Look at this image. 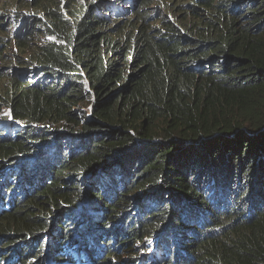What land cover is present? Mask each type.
<instances>
[{
    "label": "trees",
    "instance_id": "obj_1",
    "mask_svg": "<svg viewBox=\"0 0 264 264\" xmlns=\"http://www.w3.org/2000/svg\"><path fill=\"white\" fill-rule=\"evenodd\" d=\"M61 4L1 27L0 264H264V0Z\"/></svg>",
    "mask_w": 264,
    "mask_h": 264
},
{
    "label": "rangeland",
    "instance_id": "obj_2",
    "mask_svg": "<svg viewBox=\"0 0 264 264\" xmlns=\"http://www.w3.org/2000/svg\"><path fill=\"white\" fill-rule=\"evenodd\" d=\"M61 3L64 5L62 6L61 4V7L67 8V3H69V0H61ZM64 10L66 9H63V11ZM19 11H23V13H25L26 11H35V10L31 8L30 0H0V23L4 22L5 24L4 26L0 24V36H4L7 32L8 36L11 37L12 31L16 27L13 21L15 19L16 21H23V20H19V16H18ZM1 27H4L6 32L2 31ZM12 48H13L12 54L5 52L7 54L5 58H10V59L0 62V95L5 94V91L9 90L8 87H4L5 86L4 80L6 78V75L12 71L10 66L17 68V65L19 64L17 60L22 58L21 53L15 52L17 48L15 44L12 45ZM1 77L3 78L1 79ZM1 99L2 98L0 96V100ZM6 108L7 109L0 114L1 124H3V122L9 123L10 118L9 115H6V113L10 114L11 116V112L8 109V107ZM14 122L20 124V122L17 121Z\"/></svg>",
    "mask_w": 264,
    "mask_h": 264
},
{
    "label": "snow or ice",
    "instance_id": "obj_3",
    "mask_svg": "<svg viewBox=\"0 0 264 264\" xmlns=\"http://www.w3.org/2000/svg\"><path fill=\"white\" fill-rule=\"evenodd\" d=\"M6 115H9V118H11L10 114L6 113Z\"/></svg>",
    "mask_w": 264,
    "mask_h": 264
},
{
    "label": "clouds",
    "instance_id": "obj_4",
    "mask_svg": "<svg viewBox=\"0 0 264 264\" xmlns=\"http://www.w3.org/2000/svg\"><path fill=\"white\" fill-rule=\"evenodd\" d=\"M14 21H16V19L14 20ZM7 108H4V110H6ZM9 109V108H8Z\"/></svg>",
    "mask_w": 264,
    "mask_h": 264
}]
</instances>
